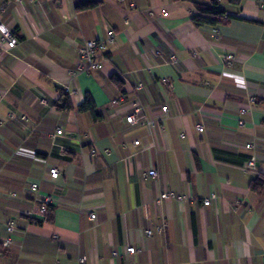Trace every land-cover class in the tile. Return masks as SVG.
I'll return each instance as SVG.
<instances>
[{"label":"crops","instance_id":"crops-1","mask_svg":"<svg viewBox=\"0 0 264 264\" xmlns=\"http://www.w3.org/2000/svg\"><path fill=\"white\" fill-rule=\"evenodd\" d=\"M218 1L234 18L196 27L193 3L208 0H0V40L16 42L0 57V241L8 220L18 227L0 264H264V192L249 188L264 176V0ZM84 2L96 5L75 9ZM107 29L102 68L70 73L78 46ZM86 96L101 121L76 111ZM136 101L150 130L121 115ZM251 155L255 173L243 168ZM33 183L53 197L51 220L26 215L39 205ZM164 191L186 200L157 205Z\"/></svg>","mask_w":264,"mask_h":264},{"label":"built area","instance_id":"built-area-1","mask_svg":"<svg viewBox=\"0 0 264 264\" xmlns=\"http://www.w3.org/2000/svg\"><path fill=\"white\" fill-rule=\"evenodd\" d=\"M20 1V0H18ZM40 0H28L31 4H38ZM130 8H134L133 4L129 5ZM154 10L149 9L147 10V14L149 16L154 15ZM159 13L163 16L167 14L166 10L161 8L159 10ZM15 38L14 36L6 31L2 33V37L0 40V44H5V47L0 46V57L7 51V49L12 48L15 46ZM114 43V32L111 29L106 30L105 37L103 39H94V40H85L83 41L77 48V54L79 62L76 66L75 71H72L70 73H76V72H86L89 70H99L103 66V62L106 61L107 58V52L109 50V47L113 45ZM158 53V52H156ZM235 60V56L231 53L225 54L222 56V62L224 64H231ZM176 58L174 56H170L169 62L171 64L176 63ZM161 83H166V79L162 78ZM140 87V85L138 86ZM66 93L69 92L67 88L64 90ZM43 102V101H42ZM256 102V96L254 94H251L247 96L246 103L239 108V114L245 115L248 113L249 108ZM160 111L162 113H166L168 111V108L166 105L161 106ZM123 116L125 122L129 125H144L150 130L156 125V122L154 120H148L146 118L143 106L140 104V102L136 101L131 110L129 112L123 111L121 113ZM21 119H24V117H21ZM239 126H243L244 122L242 119L238 120ZM197 130L201 132L203 128L201 126H197ZM150 132V131H149ZM63 133V130L61 128H57L55 135H61ZM53 137V135H52ZM134 146H138L140 144L139 140H134L133 142ZM254 147V143H247L245 144L246 149H251ZM256 157L254 155H251L250 158L246 161L244 164V170L248 173H255L256 172ZM48 176L50 179H55L59 176V171L57 168L52 167L48 169ZM158 175L157 171L155 169H150L146 173L143 174L144 177H152L156 178ZM30 191L37 195L35 200L39 203L38 206L33 207L31 210H29L26 215L29 219L32 220H43L44 217L47 215V206L51 205L53 203V197L50 194H45L42 196L39 195V186L36 183H33L29 187ZM168 199H176L179 201H185L186 197L182 195H176L174 192H167L164 191L159 194V196L155 199V203L158 205L164 200ZM218 199L217 196L214 194H211L208 199H205L203 201L204 206H209L212 200ZM241 202L239 200L236 201V204L239 205ZM90 219L94 220L96 215L94 213H91L89 215ZM18 227L16 224V221L14 219H10L5 224V230L8 233V236L3 238L0 241V246L2 249H5L10 246L12 242V235L17 231ZM163 231V226L157 227L154 230L152 229H146L144 231L146 236H151L154 233L155 234H161ZM125 252L128 254H133L135 252V248L133 246H125ZM86 257H81L78 260V264H85Z\"/></svg>","mask_w":264,"mask_h":264},{"label":"trees","instance_id":"trees-1","mask_svg":"<svg viewBox=\"0 0 264 264\" xmlns=\"http://www.w3.org/2000/svg\"><path fill=\"white\" fill-rule=\"evenodd\" d=\"M229 3L233 5L239 6L241 0H229ZM194 8L196 10V14L192 17V22L196 27L203 26H218L226 24L229 19L234 18L231 15H227L226 12L220 7L218 0H208L207 3H199L194 2ZM96 5V2H84L77 4L75 6L76 10H86L90 9ZM113 79L115 83L118 85L121 83V78L115 74L113 75ZM63 110H71L73 109L69 100H65L62 107ZM77 112L89 113L92 121L99 122L102 120V115L98 113L96 106L90 96H86L83 102H81L76 107ZM250 190L257 194H262L264 192V176L259 175L255 179L250 182L249 186ZM52 218V206H47V215L45 217L46 220H51ZM33 222H39L37 220H32Z\"/></svg>","mask_w":264,"mask_h":264}]
</instances>
